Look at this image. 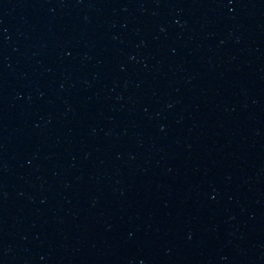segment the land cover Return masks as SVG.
<instances>
[{
	"label": "water",
	"instance_id": "95a60500",
	"mask_svg": "<svg viewBox=\"0 0 264 264\" xmlns=\"http://www.w3.org/2000/svg\"><path fill=\"white\" fill-rule=\"evenodd\" d=\"M264 113V0H0V264H140Z\"/></svg>",
	"mask_w": 264,
	"mask_h": 264
}]
</instances>
